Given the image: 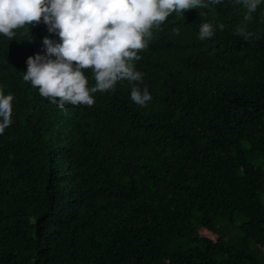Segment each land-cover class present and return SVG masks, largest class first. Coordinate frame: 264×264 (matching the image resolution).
<instances>
[{
    "label": "trees",
    "instance_id": "16d2710c",
    "mask_svg": "<svg viewBox=\"0 0 264 264\" xmlns=\"http://www.w3.org/2000/svg\"><path fill=\"white\" fill-rule=\"evenodd\" d=\"M213 7L171 13L170 33L138 50L146 106L118 81L91 106L66 104L57 126L23 79L45 24L15 30L17 50L0 34V86L14 97L0 264H264V4L248 21L236 0ZM204 22L215 34L201 40Z\"/></svg>",
    "mask_w": 264,
    "mask_h": 264
},
{
    "label": "clouds",
    "instance_id": "9594fccd",
    "mask_svg": "<svg viewBox=\"0 0 264 264\" xmlns=\"http://www.w3.org/2000/svg\"><path fill=\"white\" fill-rule=\"evenodd\" d=\"M221 3L222 0H0V34L12 38L17 50L21 42L15 30L38 22L45 24L42 36L35 39L28 52L44 46L45 53L35 51L27 57L23 79L53 103L55 117L45 123L57 126L59 111L66 104L91 106L95 102L93 93L114 92L118 81L126 80L131 100L146 106L152 95L147 86L141 87L144 74L134 63L141 58L138 50H146L159 29L166 27L170 33L167 17L171 13L184 15V10L198 8L215 11L213 6ZM236 3L243 7L244 20L248 21L264 0ZM199 12L200 9L191 13V19ZM30 27L26 34L31 36ZM218 27L223 29L224 25ZM173 31L178 33L179 29ZM236 33L244 39L253 35L244 26L237 27ZM214 34L211 23L200 25L199 39ZM86 68L92 70V86L83 71ZM13 98L10 92L4 94L0 86V135L13 123Z\"/></svg>",
    "mask_w": 264,
    "mask_h": 264
},
{
    "label": "bare ground",
    "instance_id": "6f19581e",
    "mask_svg": "<svg viewBox=\"0 0 264 264\" xmlns=\"http://www.w3.org/2000/svg\"><path fill=\"white\" fill-rule=\"evenodd\" d=\"M146 78V77H145Z\"/></svg>",
    "mask_w": 264,
    "mask_h": 264
}]
</instances>
